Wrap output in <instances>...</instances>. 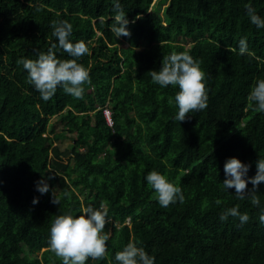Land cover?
Masks as SVG:
<instances>
[{
	"label": "trees",
	"instance_id": "16d2710c",
	"mask_svg": "<svg viewBox=\"0 0 264 264\" xmlns=\"http://www.w3.org/2000/svg\"><path fill=\"white\" fill-rule=\"evenodd\" d=\"M118 2L130 21L127 37L111 31L114 0H0V264H62L49 248L53 220L101 204L107 255L86 264H117L116 252L129 242L154 264H264V182L259 207L222 187L224 165L236 157L250 165L251 192L264 158V113L247 101L264 79V29L251 23L247 6L264 18V0H169L166 25L150 11L153 0ZM54 20L69 21V39L89 47L78 60L91 78L83 99L59 87L44 101L17 63L58 45ZM241 39L252 55H239ZM55 51L57 59L73 58ZM172 51L188 52L206 74L208 107L183 122L168 104L178 86L162 88L148 74ZM55 116L58 133L56 123L50 128ZM63 139L72 143L60 150L55 143ZM153 170L182 188L183 203L159 205L146 180ZM42 179L50 185L45 194L37 190ZM52 189L60 204L52 203ZM237 205L249 221H221Z\"/></svg>",
	"mask_w": 264,
	"mask_h": 264
},
{
	"label": "clouds",
	"instance_id": "9594fccd",
	"mask_svg": "<svg viewBox=\"0 0 264 264\" xmlns=\"http://www.w3.org/2000/svg\"><path fill=\"white\" fill-rule=\"evenodd\" d=\"M114 23L111 26L112 33L117 37H127L131 33L128 25L130 21L127 14L120 6L118 0H114ZM247 14L252 24L264 29V18H261L251 5L247 6ZM140 17H136L139 19ZM133 23L135 21H132ZM52 35L57 38L58 45L52 44L47 52H41L38 59H19L18 64H22L28 73V81L33 84L39 92L41 99L50 100L59 87L63 88L65 94L76 99H83L84 85L91 84L90 72L81 63L79 58L89 54V47L83 41L73 43L69 38L73 32V25L67 21H52ZM61 48L72 59H57L55 49ZM230 52L236 51L234 48L228 49ZM239 55H252L248 49L247 40L241 39L239 42ZM152 83L162 88L168 86L177 87L174 98L168 97V104H175L178 113L175 119L179 122L186 121L189 113L199 112L208 107V88L206 84V74L202 70L200 63L188 52L172 51L168 55H163L162 66L159 70H151L148 73ZM248 106L257 113H264V79L256 81L247 97ZM105 117L108 124L112 123ZM250 165L243 163L236 157L229 158L224 165L226 179L222 183L224 190L235 189L237 199L251 200L254 207L260 206V199L256 195L259 185L264 182V158L257 161V172L250 178L253 185L251 192L246 179ZM49 177L48 179H51ZM147 183L154 190L155 199L161 207L185 200L183 190L174 182H171L165 175L153 170L146 176ZM37 190L41 194L48 193L50 185L46 180L37 181ZM52 203L60 204L61 200L52 189ZM70 199L69 193H64ZM39 203V199L33 200ZM222 201L217 200L220 205ZM82 214L73 216L72 214H60L55 217L50 229V251L62 261V264H86L89 258L92 260H103L107 255L108 235L102 234L107 220V212L104 205L99 209L92 206L82 207ZM236 217L240 222L247 223L250 219L247 213H241L239 205L226 209L220 216L221 221H226L228 217ZM260 223L264 224V209L259 215ZM115 261L117 264H154L155 257L150 256L143 247H138L135 242H129L121 251L116 252Z\"/></svg>",
	"mask_w": 264,
	"mask_h": 264
},
{
	"label": "rangeland",
	"instance_id": "374dc122",
	"mask_svg": "<svg viewBox=\"0 0 264 264\" xmlns=\"http://www.w3.org/2000/svg\"><path fill=\"white\" fill-rule=\"evenodd\" d=\"M168 3H169V0H153L151 7H150V11H154L155 13H157L160 18V22L165 25L167 24V20L165 18L164 10L168 6ZM57 121H58V116H55L51 118L50 120V128H52V126H54V124L56 123L55 126L53 127V130H55L56 133L61 132L63 128L62 124L59 122L57 123ZM71 143H72L71 140L63 139L55 143V145H57L60 148V150H65L66 148H69ZM84 195H85V192H82V193L79 192V196L81 199L84 198Z\"/></svg>",
	"mask_w": 264,
	"mask_h": 264
},
{
	"label": "built area",
	"instance_id": "2783aa9c",
	"mask_svg": "<svg viewBox=\"0 0 264 264\" xmlns=\"http://www.w3.org/2000/svg\"><path fill=\"white\" fill-rule=\"evenodd\" d=\"M104 115L110 121V118H109L110 117V111L108 109L104 110Z\"/></svg>",
	"mask_w": 264,
	"mask_h": 264
}]
</instances>
